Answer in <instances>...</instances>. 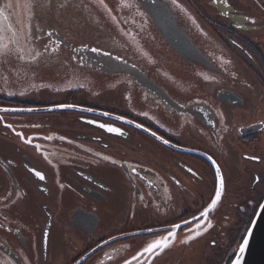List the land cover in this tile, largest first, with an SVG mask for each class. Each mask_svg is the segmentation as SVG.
<instances>
[{
    "label": "flooded vegetation",
    "instance_id": "1",
    "mask_svg": "<svg viewBox=\"0 0 264 264\" xmlns=\"http://www.w3.org/2000/svg\"><path fill=\"white\" fill-rule=\"evenodd\" d=\"M177 4L0 0V264L233 263L264 202V0Z\"/></svg>",
    "mask_w": 264,
    "mask_h": 264
},
{
    "label": "snow or ice",
    "instance_id": "2",
    "mask_svg": "<svg viewBox=\"0 0 264 264\" xmlns=\"http://www.w3.org/2000/svg\"><path fill=\"white\" fill-rule=\"evenodd\" d=\"M101 2H103V0H101ZM172 2H173L174 5H176L177 7H179V5L177 4V0H172ZM7 6L9 8L12 7L11 3H9ZM124 6L125 7H131V4L125 3ZM0 16H2V13H0ZM9 27H11V26H9ZM29 34H30V31H29ZM21 38L22 37L20 35H18L17 33H15V32L13 33L12 43H14L15 45H17V47H16V51L17 52H22L24 50L23 47L20 45ZM7 48H8V45L7 44L0 43V55H3L4 54V50L7 49ZM39 55H40V53L37 52L36 53V56H39ZM20 59H24V57L21 55L20 56ZM33 59H35V56L33 57ZM61 107H71V106L61 105ZM15 111H20V110H15ZM27 111H32V109H28ZM101 127H104V125H101ZM107 130L109 132H119V129L111 128V127H109ZM47 139H52V137L49 136V137H47ZM60 139L63 140L64 137H60ZM29 143H30V141H29ZM37 147H39V146H37ZM104 159L107 160L108 157H104ZM217 174L219 175V169H217ZM35 175L38 176L41 180L44 179V176H42L39 172H36ZM223 191H224V180L221 177V179H220V187L216 190L215 198L211 200V203L204 209V211L201 213V216L207 217L209 215L210 210L214 209L217 206V203L222 198ZM211 227H213V225L209 221L207 223V228H211ZM197 235H200V233L197 232ZM189 239H195V237L194 236L193 237H189ZM184 242L187 243V241H184ZM247 245H248V240L245 239L243 241V243L239 246V253H240L241 256L244 253L245 248L247 247ZM169 246H170L169 245V238L165 237L163 239L156 240L155 242L149 244L147 247H145L143 249V252L140 253V255L142 256L145 253L151 254L154 251H156L157 249H159L160 251H163L164 249L168 248ZM133 259H136V257H133ZM128 264H130V262H128ZM235 264H241V260H240V257L239 256L237 257V259L235 261Z\"/></svg>",
    "mask_w": 264,
    "mask_h": 264
},
{
    "label": "water",
    "instance_id": "3",
    "mask_svg": "<svg viewBox=\"0 0 264 264\" xmlns=\"http://www.w3.org/2000/svg\"><path fill=\"white\" fill-rule=\"evenodd\" d=\"M248 245L242 256L239 251L232 264H235L237 257H240L241 264H264V202L261 205L247 235Z\"/></svg>",
    "mask_w": 264,
    "mask_h": 264
},
{
    "label": "rangeland",
    "instance_id": "4",
    "mask_svg": "<svg viewBox=\"0 0 264 264\" xmlns=\"http://www.w3.org/2000/svg\"><path fill=\"white\" fill-rule=\"evenodd\" d=\"M235 69H238V70H235ZM234 70H235V71H234ZM239 70H240L239 68H237V67H233V68L231 69V72H230V73H227L226 76H229V78L232 79L233 82L239 81V79H238V77H237V74H241ZM30 76H31V73H29V75H28V77L26 78L25 82L28 83V79L30 78ZM211 80H213V79L210 78L209 82H210ZM211 82H212V81H211ZM220 82L223 84V82H225V81H224V80H221Z\"/></svg>",
    "mask_w": 264,
    "mask_h": 264
}]
</instances>
